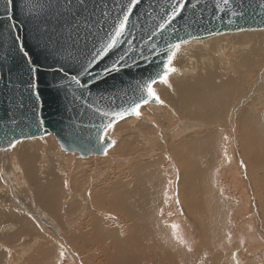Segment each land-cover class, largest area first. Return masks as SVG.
Returning <instances> with one entry per match:
<instances>
[{"label": "bare ground", "instance_id": "bare-ground-1", "mask_svg": "<svg viewBox=\"0 0 264 264\" xmlns=\"http://www.w3.org/2000/svg\"><path fill=\"white\" fill-rule=\"evenodd\" d=\"M225 35L243 42L239 44L242 49L224 35L207 39L209 52L197 51L203 43L187 44L193 47L174 62L178 71L170 76L172 87L155 86L166 110L161 106L158 116L152 117V112L139 125L124 126L125 132L116 138L117 147L107 155L85 161L69 156L67 162L65 155L55 152L53 135L21 140L15 149L0 151V264H21L32 251L36 252L29 254L24 264H76L72 255L68 256L69 248L82 256L84 264H183L189 260L194 264L199 259L236 264L235 253L240 264L264 260V253L241 260L248 250L258 254L264 249V240L258 237L261 232L250 225L228 231L224 224L233 205L226 210L222 190L214 194L209 187L208 176L216 165L222 166L219 174L223 177L228 161L225 145L235 141V133L248 169L264 165V97L258 95L264 29ZM222 39L227 41L218 44ZM230 71L233 74L227 75ZM180 75L185 77L178 79ZM174 78L178 80L172 81ZM252 88L254 93L242 100ZM245 101L248 107L241 110ZM211 128L214 130L178 143L188 133ZM116 153L125 157L120 163ZM145 158L152 160L145 163ZM63 163L66 170H62ZM254 177L252 185L261 200L264 176ZM202 181L207 183L208 199L200 196ZM175 190L188 216L196 226L197 222L201 225L198 240L186 241L178 233L181 214L174 201ZM167 205L175 211L168 223ZM262 211L264 214V208ZM57 238L64 240L65 247ZM59 243L65 249H61L65 251L62 258ZM90 253L98 257H88Z\"/></svg>", "mask_w": 264, "mask_h": 264}, {"label": "water", "instance_id": "water-1", "mask_svg": "<svg viewBox=\"0 0 264 264\" xmlns=\"http://www.w3.org/2000/svg\"><path fill=\"white\" fill-rule=\"evenodd\" d=\"M5 2L0 0V149L7 148L10 140L45 136L46 130L55 136L63 150L78 152L82 158L104 155L97 147L96 129L108 118L102 117L96 109L114 113L134 104L141 95L139 86L155 76L162 62H166L170 43L184 44L223 33L264 29V8L260 7L264 0H232V8L243 13L236 16L215 11V0H200L197 9L189 4L182 19L178 18L164 34L154 36L169 0H142L130 20L131 37L111 58H106V63L111 65L124 55L127 64L122 71L104 77V82L91 91L77 90L69 80L62 81L67 88L58 89L62 74L55 69L63 65L71 73L86 62L90 53L95 55L93 47L103 43L121 0H89V10L79 17L78 29L72 24L74 7H51L56 0H16L15 22L24 21V24L15 33L10 30L4 14ZM97 4L103 5L105 11L111 10L107 20L101 18ZM85 17H90L87 28L83 27ZM73 29L79 32L78 38ZM14 34L27 37L38 72L30 74L27 62L16 51ZM104 63L101 61L99 67ZM30 82L38 84L39 99L34 94L36 89L29 88ZM38 118L41 120L39 129L36 127Z\"/></svg>", "mask_w": 264, "mask_h": 264}, {"label": "snow or ice", "instance_id": "snow-or-ice-1", "mask_svg": "<svg viewBox=\"0 0 264 264\" xmlns=\"http://www.w3.org/2000/svg\"><path fill=\"white\" fill-rule=\"evenodd\" d=\"M142 0H121L118 5L119 11L116 12L113 23L110 26V30L106 32L105 39L102 44L98 47L94 45L93 52L95 55L89 54V58L86 59V62H82L78 68L70 70L65 69L63 65L59 69H55L58 73L62 74V80L57 83V88H67L68 86L63 85V80H69L70 85H75L77 90L87 88L89 91L93 87L98 86L99 83L104 82L103 78L111 75L114 72L122 71V67L127 64V58L124 55H120L111 65L106 63V58H111V54L115 53L123 43H126L131 37V31L129 28L130 20L134 14V11L141 5ZM191 5L192 9H197L200 4V0H169L167 8L162 10L163 15H161V20L157 24L158 31L153 32V35H162L171 29L173 23L179 18H183V13L186 10L188 5ZM51 7L55 8H65L71 9L75 8L76 12L72 13V24L78 29L81 26V21L79 17L89 10V0H56L54 5ZM97 7L101 8V18L107 20L111 16V10L105 11L104 6L97 4ZM215 11L225 13L231 12L232 16L242 15L243 13L238 12V10L232 8V0H215L213 5ZM261 8H264V4L260 5ZM17 3L16 0H6L4 5V14L6 19L9 22L10 30L15 33L19 30L20 26L24 24V21L15 22ZM94 11V9H93ZM64 13H61L63 15ZM90 17H85L83 22V27H88V22ZM99 24V21H97ZM69 27H72L70 24ZM76 29H73L76 31ZM27 31V29H24ZM101 30L103 26L101 25ZM76 37H79V32L76 31ZM70 39L71 34H70ZM13 41L15 44L16 51L25 59L29 66V72L34 73L38 72L39 68L36 63L32 60L31 49L27 43V37H21L19 35H13ZM75 44V39L72 40ZM181 43H170L167 48V60L162 62V67L155 76H151L148 80L144 81L139 90L141 95L139 99L126 108L123 111H118L114 113H109L96 109V111L107 119L106 123H102L100 127L96 129L97 132V147L98 150L107 155L109 145L115 146L116 141L110 139V133L115 129V125L120 121H126L129 117H135L137 120L143 118V113L141 109L145 108L149 104L155 102L159 105L166 106L164 100L161 98L159 93L156 90L157 84H163L172 87L170 83V76L175 74L178 69L174 66V62L178 53L181 51ZM155 51V48L152 49ZM101 61H104V66L99 67ZM38 79V78H37ZM93 83H89V81ZM30 89H36L35 96L39 99L40 92L38 91V84L29 83ZM41 120L38 118L36 120V127L39 129ZM45 130V135H48ZM43 138V137H41ZM227 139V137H225ZM23 141L20 139L10 140L7 148L0 149V151L7 152L10 149H15ZM179 201H177L178 203ZM42 230V229H41ZM63 247V245H61ZM62 255V254H61ZM233 259L236 260V264H240L239 260L236 259L234 254Z\"/></svg>", "mask_w": 264, "mask_h": 264}, {"label": "rangeland", "instance_id": "rangeland-1", "mask_svg": "<svg viewBox=\"0 0 264 264\" xmlns=\"http://www.w3.org/2000/svg\"><path fill=\"white\" fill-rule=\"evenodd\" d=\"M225 34H231V33H223L221 34L224 35V39H229L228 41H231L232 43H236V44H241L243 42L237 40L236 38H230L228 35H225ZM242 35V34H241ZM219 36V35H218ZM216 37V36H215ZM226 37V38H225ZM211 39V38H210ZM224 39L220 40L218 42V44L220 42H222ZM209 40V39H208ZM234 42H233V41ZM205 41V42H204ZM227 41V40H224V42ZM193 43H197V44H202L204 45L202 48H199L197 49V51L199 53H203V52H209L210 51V46L208 44H211L210 42L206 40H195V41H191ZM222 42V43H224ZM190 42H187V43H184L182 44V46H186L185 48H181V51L178 53L177 57H176V60L175 61H178L179 62V57L180 55H182L183 53H189V51L191 50L190 48H192L193 46L192 45H187L189 44ZM218 44H217V48H216V51H221L219 48H218ZM200 46V45H199ZM240 46V45H239ZM240 48L242 49V47L240 46ZM183 49V50H182ZM215 52V51H213ZM236 54H239V52H237ZM260 59L264 60V50H261V57ZM261 67H262V70H261ZM258 70H260L262 73H263V77L261 78V83H262V87L259 89L258 91V95H259V98H263L264 97V62L262 65L259 66ZM233 72L230 71V72H227V75H232ZM198 75V73H194L193 76H196ZM181 77H185L184 75H180L179 77H177L178 79H181ZM177 78H174L172 81L176 80ZM177 79V80H178ZM171 81V82H172ZM257 82V80H256ZM254 93L253 92V88L251 90H249L247 92V94L242 98V100H244V98L250 94ZM164 100V99H163ZM241 100V101H242ZM165 102V101H164ZM247 104V101H245L241 106H240V109L243 110L245 108L248 107ZM162 105H159V107H157L156 104H149L148 106H146L145 108H143V118H145V116H151L153 115L152 112L154 113V115L152 117L155 116V114L158 116V114L161 112V109L160 108ZM246 106V107H245ZM165 110H166V106H165ZM261 111L263 112L264 111V108H261ZM158 113V114H157ZM151 114V115H150ZM156 116V117H157ZM141 119L140 120H137L135 117L134 119L130 120V121H127V123H125L124 125H115V129L112 133H110V139L114 141H116V143L118 142L117 141V137L121 134H123L125 132L124 130V126H129V124H131L132 126L134 125H139ZM134 123V124H133ZM120 126V128H119ZM122 130V131H121ZM124 130V131H123ZM212 131L214 129H199L197 131H194L192 133H188L186 135V137H183L181 138L179 142H183L185 139L191 137V136H194V135H198V134H201L202 132L205 133V132H208V131ZM123 132V133H122ZM200 132V133H199ZM51 135V134H49ZM53 137L55 138V136L53 135ZM39 138V137H38ZM34 139V138H32ZM26 140V139H25ZM56 140V144L54 145V150L55 152L58 154V155H62L61 157H65L67 158V162H69L71 159L73 160H76L78 161L77 159H82L85 161V158H82L79 153L75 152V153H70V152H67L65 150L62 149L59 141L55 138ZM115 143V146L113 147H110L108 150H110L111 148H116L117 145ZM225 143V140L223 141L222 144ZM235 148V149H234ZM233 149L235 150V153L233 154L232 151ZM125 149H122V152L124 151ZM64 151V152H63ZM121 151V150H120ZM229 151V152H228ZM242 151V147L240 146V143H239V139H238V134L235 133V141L231 142L229 141V143H227L225 145V157L226 159L228 160L227 161V164H226V167L224 168V174H223V177L221 179V176L219 174V171L220 169L222 168V166H218L216 165V168H212V173L208 176V181L210 182L211 186H209L210 188H212V191L214 194L218 193V191L222 190V196L224 198V201H225V204H226V210L228 209V207L232 204L233 205V208L232 209H229L230 213L228 214L227 213V219H226V222H225V227L227 229H229L228 231H235L236 229L237 230H241L244 226L246 225H250V227H257V230L261 232V234L258 236L259 237V240H264V214H263V211H262V208H264V194L261 195V200L259 199V197L256 196V191H255V186H253V181H254V176L258 177V178H261L262 176H264V165L258 169H255V170H249L248 169V161L246 160V158L244 157L243 153L241 152ZM65 153V154H64ZM162 153V152H161ZM231 153V155L229 154ZM65 155V156H64ZM160 155V154H159ZM162 155V154H161ZM233 155V156H232ZM69 156H71V159L69 158ZM73 156V157H72ZM94 155H90L86 158H89ZM116 161L117 163H120L122 161V159H124L125 157L120 154V153H116ZM92 157V158H93ZM98 156H95V158H97ZM118 157V158H117ZM77 158V159H75ZM235 158V159H234ZM233 159V161H232ZM87 160V159H86ZM152 158H145L143 161H145V163H148L149 161H151ZM47 160L44 159V162L43 164H46ZM59 161H62V160H59ZM64 162V160L62 161ZM140 161L137 163L139 164ZM231 164V166L228 165ZM233 163V164H232ZM136 163H134L135 165ZM236 164V165H235ZM68 165V163H67ZM134 165H130L128 166L129 168H131L132 166ZM235 168H234V166ZM62 170H66V166H65V163H63V165H61ZM219 167V168H218ZM83 168H86V170H89L91 171V173H94L96 172V170H92V168L89 166V165H84ZM237 171L238 173L236 174ZM259 171V172H258ZM240 172V173H239ZM244 172V173H243ZM258 172V173H257ZM247 173V174H246ZM0 174H2V171L0 172ZM241 174V175H240ZM239 175V176H238ZM211 177V178H210ZM250 177V178H249ZM221 179V180H220ZM220 182H219V181ZM249 182V183H248ZM88 184V182H87ZM85 184V185H87ZM202 184H203V192L200 194L201 197H204L206 199L209 198V196L207 195L208 192H207V189H208V186H207V183H205L204 181H202ZM236 192V194L233 195V193ZM255 193V195L253 193ZM238 193V194H237ZM175 197H174V201L176 203V207L177 208V211H179V213L181 214L180 216V219H181V223H179L180 225V228L178 229V233L181 235V236H185L186 237V241L188 240H198L201 236L199 230L201 231V225L197 222V226L195 225L196 223L194 222V220H192L187 212L185 211L183 205L181 204V202L179 201V197L177 196V191L175 190V193H174ZM167 196H168V193H167ZM177 201H179L177 203ZM190 203V202H189ZM191 204V203H190ZM178 205V206H177ZM191 209H192V204H191ZM234 210V211H233ZM234 212V213H233ZM249 213V214H248ZM165 215L167 216V219H166V223L170 222L172 220V218L175 217V211L173 210V208L170 206V205H167V209L165 211ZM182 215L184 217H182ZM186 221H185V220ZM249 219V220H247ZM247 221H250L249 223H247ZM219 222V221H218ZM218 222H212V223H215V225H218ZM246 222V223H245ZM120 225H124V221H120ZM210 226L212 227V225L210 224ZM78 226H76L75 228H77ZM199 228V229H198ZM232 229V230H231ZM253 231H255V229H251ZM229 233V232H228ZM197 234V235H196ZM57 242H62L64 247H65V243H64V240L62 239H55ZM61 240V241H60ZM263 242V241H262ZM60 244V243H59ZM61 245V244H60ZM236 247H239L240 249L243 248L242 244L241 243H235ZM68 246H70L68 244ZM61 246H59L60 248ZM64 247H61V249H64ZM65 250V249H64ZM64 250H61L60 251V257H65V254H64ZM36 251H32L31 253L29 252L30 256H33V254L35 253ZM63 253V255H61ZM261 253H264V249L262 251H260L258 254H251V250H248L245 255H243V257H241V260L242 261H245L247 259H255L256 257L260 256ZM29 254H27L24 258H23V261L21 264H24V262L27 260V258L29 257ZM78 253L75 252L74 254L72 253V250L69 248V253H68V256L72 255L71 257L73 258V261L74 262H77L76 264H84L83 260H82V256H80L79 254L77 255ZM98 254H101V251L98 252ZM98 254L95 255V253H90L88 255V257H93V255L95 257H98ZM236 254V253H235ZM237 256V255H236ZM59 257V259H60ZM78 257H80V259H78ZM249 257V258H248ZM238 258V257H236ZM61 260V259H60ZM79 260V261H78ZM83 263H81V261ZM205 260V259H203ZM62 261V260H61ZM198 263H196V261H194V264H211V261H207V262H202L200 259L197 261ZM213 262H216L215 260ZM192 260H189V261H186L185 263L183 264H192ZM67 264H71L70 262H68ZM254 264H264V260L262 261H256Z\"/></svg>", "mask_w": 264, "mask_h": 264}]
</instances>
